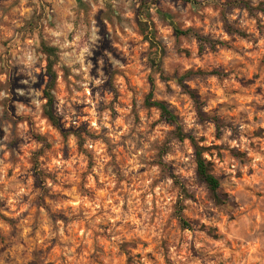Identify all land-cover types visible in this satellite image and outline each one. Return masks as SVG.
<instances>
[{
	"label": "rangeland",
	"instance_id": "1",
	"mask_svg": "<svg viewBox=\"0 0 264 264\" xmlns=\"http://www.w3.org/2000/svg\"><path fill=\"white\" fill-rule=\"evenodd\" d=\"M227 1L0 0V264H264V0L252 14ZM187 28L227 45L200 52ZM42 43L57 48L59 127ZM151 89L207 148L225 204Z\"/></svg>",
	"mask_w": 264,
	"mask_h": 264
},
{
	"label": "trees",
	"instance_id": "2",
	"mask_svg": "<svg viewBox=\"0 0 264 264\" xmlns=\"http://www.w3.org/2000/svg\"><path fill=\"white\" fill-rule=\"evenodd\" d=\"M228 7H243L249 13L254 12V6L251 5L249 0H228L225 3ZM222 22L224 31L230 35H237L240 37H247L248 34L241 30L240 28L235 27L232 23H230L226 17L225 11H222ZM176 33L180 35H192L198 42V50L201 52L205 47H208L210 50L214 51L218 46H226L227 42L220 39H213L207 35H202L198 31L187 28L185 30L176 29ZM42 50L46 54L47 63L45 66V74L47 76V82L45 88L43 90L44 98L46 100L44 105V114L46 118L56 127H59V119L55 115L53 110L54 96L53 90L57 81V72L55 70V65L57 63V48L55 46H49L45 43H42ZM201 75H220V70H212L210 72H202L200 70L197 71ZM192 74V71H188L186 75ZM189 94L191 98L194 100L196 104L198 116L202 120L210 119L216 128L217 136L219 137L222 133L223 124L221 120L217 116H208L205 112L202 111V104L200 99L195 91L189 90ZM146 105L148 107H155L160 112V116L163 120L175 126V131L177 137L182 140L188 138L194 149V161H195V171L196 176L199 182L205 185L209 192V196L214 201L215 204H225L227 202V195L225 193L220 192V180L213 172V163L211 160L205 157V151L207 148L200 145L193 135L185 134L178 124L177 115L168 107L166 102L162 100H154L152 99V89L149 91L146 97ZM64 133V132H63ZM34 177L35 183L41 189V195H47V186L45 184V172L39 167L37 160L34 162ZM171 175V174H170ZM172 179L175 180V183L180 186L182 192V198L188 197V192L185 186L177 180V178L171 175ZM178 217L180 224L183 228H190L191 224L183 217L182 215V207L179 208Z\"/></svg>",
	"mask_w": 264,
	"mask_h": 264
}]
</instances>
